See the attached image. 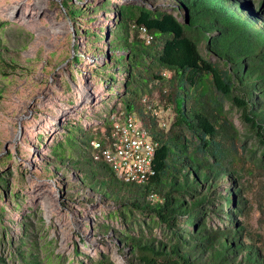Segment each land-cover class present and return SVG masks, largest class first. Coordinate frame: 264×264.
<instances>
[{"label": "trees", "instance_id": "16d2710c", "mask_svg": "<svg viewBox=\"0 0 264 264\" xmlns=\"http://www.w3.org/2000/svg\"><path fill=\"white\" fill-rule=\"evenodd\" d=\"M132 1L112 6L105 0L93 8L114 15L109 32L94 33L96 41L106 40V50L97 48L92 57L103 55L101 67L112 75L96 70L95 77L116 103L98 126L71 125L53 150L52 166L65 174L67 164L76 165L79 186L118 205L130 231L119 238L128 264H264V228L251 229L237 186L264 178V0L255 6L248 0ZM61 6L71 21L92 12L73 0ZM78 50L74 45L75 62ZM161 108L174 114L165 126ZM113 116H135L155 145L154 174L144 184L120 181L92 156V143L111 137ZM246 133L252 145L242 139ZM220 213L228 219L211 225ZM18 245L25 247L23 240ZM19 251L23 264H40L28 247ZM90 264L115 263L101 254Z\"/></svg>", "mask_w": 264, "mask_h": 264}, {"label": "rangeland", "instance_id": "374dc122", "mask_svg": "<svg viewBox=\"0 0 264 264\" xmlns=\"http://www.w3.org/2000/svg\"><path fill=\"white\" fill-rule=\"evenodd\" d=\"M62 1L0 0V264H23L19 250L27 247L40 264H90L101 254L115 264H128L119 238L130 231L116 214L118 205L79 186L76 165L67 164L65 174L52 166L53 150L64 144L71 125L98 126V119L116 103L109 87L95 77L96 70L104 77L112 75L101 67L103 55L92 57L97 48L106 50V40L96 41L94 33L103 35L105 28L109 32L114 15L93 13L105 0H73L92 12L71 21ZM248 1L255 6L259 0ZM74 45L80 62L73 60ZM12 64L16 68L8 67ZM230 111L245 133L239 113ZM159 114L166 123L174 118L171 110L161 108ZM70 132L73 139L75 130ZM242 139L253 144L247 133ZM71 155L78 159L75 152ZM237 186L246 199L247 222L252 230H261L264 178ZM222 219L228 217L220 213L211 225L220 226ZM20 240L25 247H19Z\"/></svg>", "mask_w": 264, "mask_h": 264}, {"label": "built area", "instance_id": "2783aa9c", "mask_svg": "<svg viewBox=\"0 0 264 264\" xmlns=\"http://www.w3.org/2000/svg\"><path fill=\"white\" fill-rule=\"evenodd\" d=\"M112 121L111 137L92 143L94 160L106 163L120 181L144 184L154 174L155 145L150 135L135 116ZM162 124L165 126V121Z\"/></svg>", "mask_w": 264, "mask_h": 264}, {"label": "water", "instance_id": "95a60500", "mask_svg": "<svg viewBox=\"0 0 264 264\" xmlns=\"http://www.w3.org/2000/svg\"><path fill=\"white\" fill-rule=\"evenodd\" d=\"M108 35V34H107Z\"/></svg>", "mask_w": 264, "mask_h": 264}]
</instances>
